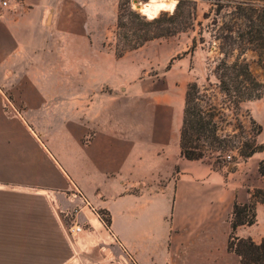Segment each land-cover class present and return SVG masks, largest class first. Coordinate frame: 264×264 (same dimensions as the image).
<instances>
[{
	"label": "crops",
	"instance_id": "obj_1",
	"mask_svg": "<svg viewBox=\"0 0 264 264\" xmlns=\"http://www.w3.org/2000/svg\"><path fill=\"white\" fill-rule=\"evenodd\" d=\"M82 10L81 0L0 8V264H240L228 243L234 204L254 189L245 168L182 157L185 98L179 117L155 104L152 133L130 137L113 118L125 58ZM261 227L258 204L257 223L236 235L260 243Z\"/></svg>",
	"mask_w": 264,
	"mask_h": 264
},
{
	"label": "trees",
	"instance_id": "obj_2",
	"mask_svg": "<svg viewBox=\"0 0 264 264\" xmlns=\"http://www.w3.org/2000/svg\"><path fill=\"white\" fill-rule=\"evenodd\" d=\"M207 1L211 7L203 16L208 21L206 27L198 21L197 5L190 0H181L173 13H163L152 20L133 11L129 2L120 4L117 15L115 54L118 58L153 40L173 37L197 27L198 37L192 40L190 51L194 52L201 44L207 45V50L214 47L219 55L209 72L218 83L220 107L209 103L204 109L203 94L208 88L196 82L187 86L180 148L182 157L188 161L204 160L227 147L231 134L223 126L227 119L223 110L239 111L245 102L264 99V82L257 79L246 58V54L252 52L264 67V0ZM251 125L257 127L256 132L239 141L238 154L243 160L264 152V145L257 142L262 127L253 119ZM258 173L264 180V160L259 163ZM250 195L247 203L234 204L228 250L240 258V264H264V239L256 243L251 238L236 235L239 227L257 223V205H264V184ZM98 214L110 228L109 214L104 210Z\"/></svg>",
	"mask_w": 264,
	"mask_h": 264
},
{
	"label": "rangeland",
	"instance_id": "obj_3",
	"mask_svg": "<svg viewBox=\"0 0 264 264\" xmlns=\"http://www.w3.org/2000/svg\"><path fill=\"white\" fill-rule=\"evenodd\" d=\"M69 1L71 0H67V5ZM138 1L149 3L151 0ZM190 1L196 3L198 21L206 27L208 21L204 20L203 16L210 10L209 2L207 0ZM128 2L131 9L139 13L133 4L134 0H81L82 22L90 24L91 33L94 36L101 37L103 35L106 49H110L114 53L116 52V26L119 7L121 3L124 5ZM163 13L168 12L161 14ZM102 25H105L104 30H102ZM198 31L199 27L173 37L153 40L142 48L128 52L123 56L125 59L121 65V70L124 72V77L127 78L128 83L122 91L112 92L108 89L106 91L113 94L112 101L115 109L113 118L115 122L121 121L124 131L130 137L137 132L140 135L152 133L153 120L159 114H163L155 104L172 102L179 117L187 86L190 83L196 82L200 86L208 88V91L203 94L204 109L208 108L209 103L220 107L221 96L217 88L218 83L209 72L219 55L214 47L207 50V45L201 44L194 52L190 51L192 40L198 37ZM205 37L208 41V34ZM246 58L254 75L259 81L264 82V67L258 63L256 55L249 52L246 54ZM168 66L170 67L168 68ZM116 79L117 75L113 77L114 81ZM6 112L9 116L18 113L15 110L12 112L9 107H7ZM223 112L227 117L223 126L231 134V138L228 140L225 149L208 155L204 160L215 170H220L228 165L238 166L241 164V168H245L247 180L254 187L252 190L254 191L264 181L258 173V166L260 161L264 159V152L256 155L250 161L243 160L238 154L239 141L256 132L257 127L251 125L253 119L262 127V133L257 137V142L264 145V99L245 102L239 111L231 108V110L226 109ZM174 151L172 146V155H174ZM228 155L232 156L231 160L226 158ZM245 161L248 163L243 164ZM177 169L179 171V168ZM70 216H67L66 219L69 220ZM103 218L107 219V216L103 215ZM258 230L259 234H262L264 227ZM112 260V258L107 259L105 263L108 264Z\"/></svg>",
	"mask_w": 264,
	"mask_h": 264
},
{
	"label": "bare ground",
	"instance_id": "obj_4",
	"mask_svg": "<svg viewBox=\"0 0 264 264\" xmlns=\"http://www.w3.org/2000/svg\"><path fill=\"white\" fill-rule=\"evenodd\" d=\"M176 4L174 0H151L144 7V13L149 17L153 18L157 16V14L161 10H166L173 8Z\"/></svg>",
	"mask_w": 264,
	"mask_h": 264
},
{
	"label": "water",
	"instance_id": "obj_5",
	"mask_svg": "<svg viewBox=\"0 0 264 264\" xmlns=\"http://www.w3.org/2000/svg\"><path fill=\"white\" fill-rule=\"evenodd\" d=\"M174 1H176V4H175V6H174L173 8L166 9V10H161V11L157 14V16H155V17H153V18H149V17L144 13V7H145V5H146L148 2L143 3V2H140V1H138V0H134L133 4L135 5L136 10H138L140 14H142L143 16H145L146 18H148L149 20H152V19L157 18L162 12H168V13L173 12V11L176 9V7L178 6V4L180 3L181 0H174Z\"/></svg>",
	"mask_w": 264,
	"mask_h": 264
},
{
	"label": "built area",
	"instance_id": "obj_6",
	"mask_svg": "<svg viewBox=\"0 0 264 264\" xmlns=\"http://www.w3.org/2000/svg\"><path fill=\"white\" fill-rule=\"evenodd\" d=\"M11 0H0V8L4 9V8H8L10 6ZM226 158L228 160L232 159L231 155L226 156ZM78 194V193H77ZM78 231H80V229L78 228Z\"/></svg>",
	"mask_w": 264,
	"mask_h": 264
}]
</instances>
